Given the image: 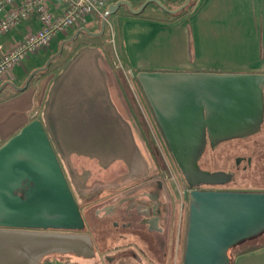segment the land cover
<instances>
[{"label": "crops", "instance_id": "crops-1", "mask_svg": "<svg viewBox=\"0 0 264 264\" xmlns=\"http://www.w3.org/2000/svg\"><path fill=\"white\" fill-rule=\"evenodd\" d=\"M119 1L129 2L136 10L147 0H110L108 7ZM160 1L171 11L182 5V0ZM188 8L170 13L150 2L135 14L121 4L112 16L126 68L264 74V0H193ZM55 9L59 11V6ZM40 26L35 16L23 19L0 37V43L10 49ZM82 28L98 35L80 31L46 69L35 71L45 66L62 41ZM100 31L101 19L93 16L84 25L57 34L49 48L22 59L0 76V145L30 120H40L68 183L74 190L85 189L83 197L78 193L80 199L92 203L94 196L124 189L97 207L96 214L103 205L114 204L155 178L124 94L110 76L101 40L104 30ZM238 139L243 138L231 140ZM95 178L104 184L97 182L89 190ZM143 206L141 212L134 200L127 199L106 214H117L125 221L126 213L133 212L134 225L131 229L122 226V239L131 236L132 248L151 264H168L174 249V203L169 208V231L163 234L153 228V217L145 212L150 205L145 202ZM136 211H140L137 221ZM158 227L165 224L160 221ZM231 259L232 264H264V244L239 249Z\"/></svg>", "mask_w": 264, "mask_h": 264}, {"label": "water", "instance_id": "water-1", "mask_svg": "<svg viewBox=\"0 0 264 264\" xmlns=\"http://www.w3.org/2000/svg\"><path fill=\"white\" fill-rule=\"evenodd\" d=\"M185 0L176 10L189 6ZM127 1L107 8L112 15ZM106 16L101 18L104 30ZM49 57L46 69L63 45ZM32 73L30 76H32ZM29 76V77H30ZM135 78L148 101L184 180L187 218L182 264H232L230 249L264 232V191H202L218 184L224 172L201 170L207 142L264 136V74L230 72L138 71ZM25 187H27L25 189ZM17 192L23 195L16 194ZM73 198L62 166L42 122L32 119L0 145V264H40L52 254L95 256L91 235Z\"/></svg>", "mask_w": 264, "mask_h": 264}, {"label": "rangeland", "instance_id": "rangeland-1", "mask_svg": "<svg viewBox=\"0 0 264 264\" xmlns=\"http://www.w3.org/2000/svg\"><path fill=\"white\" fill-rule=\"evenodd\" d=\"M183 1L184 0H182L181 4H183ZM191 2H193V0ZM188 7L182 9L181 11L184 12L188 10ZM91 17L93 16H88L87 20ZM115 27L116 26L113 25V16L108 15L106 17L104 32L101 36L103 39L101 40L106 46V53H108L110 76L114 83H116L117 87L120 88L121 92L124 94V98L128 104L131 118L134 123V130L138 133L142 141V153L144 151V158L151 166L150 172L152 176H155L160 180H165L167 179V177L165 178V175H167L173 185L174 196L172 199L174 200V206L172 215L174 239L172 238V248L174 247V249L172 250L173 255L168 264H182L187 218V198L184 199L182 197L185 187L183 186L182 180L175 168L166 142L156 138V124L151 116L149 106L142 89L135 78L136 72L133 71L131 75H128L125 72L127 68L121 57L122 51L118 43L117 31ZM255 142H257V144L262 143L264 147V136L262 133H258V135L253 137H248V139L243 141L235 140L226 143L223 146L224 148H229V146L234 147L235 152H237L242 147H249L251 150L254 149ZM221 153H223V151L220 152V154ZM253 156L255 157V153H253ZM259 173L248 174L246 178L242 179V181L238 183V190L264 191V177L256 178V175ZM76 174L79 173L76 172ZM80 175H83V172H81ZM91 180H93V182L88 185L89 190L97 182H101L97 178ZM141 187H139L136 192L134 189V191L128 194L125 193L122 197L116 199L112 205H103L104 207L100 214L94 213L97 207L112 199L117 193L123 191L124 189L107 191L100 194L98 197L94 196L95 198H91L93 199L92 203H87L85 199H77L79 204L82 206L81 208L84 214L83 216L86 224L84 231L88 232L92 237L95 247V256L91 259H84L72 254H52L53 256H45L41 260L40 264H151L149 260H144L143 257L138 254L134 248H132L133 245L131 236L130 238L125 236V238H128L122 239L123 228L121 227V223L126 222V220L124 221L123 218V220H120V217L117 214H113L109 217L106 214L112 206H116L117 203L121 204L127 199H129V201L134 200L135 207L136 195L141 191H148L153 196L161 194L160 189L153 182ZM77 192L81 197H83L85 189H76V193ZM89 201L90 200H88V202ZM122 207L124 206H121L117 210ZM159 213L162 214L161 222L164 225L166 222V216H169V213H166L165 209L161 212L159 211ZM126 214L129 219L133 216V212ZM115 223L118 224L116 225ZM176 235H178V239H176ZM242 245L243 243H240L237 246L241 247Z\"/></svg>", "mask_w": 264, "mask_h": 264}, {"label": "flooded vegetation", "instance_id": "flooded-vegetation-1", "mask_svg": "<svg viewBox=\"0 0 264 264\" xmlns=\"http://www.w3.org/2000/svg\"><path fill=\"white\" fill-rule=\"evenodd\" d=\"M148 106H149V111L151 113V116L153 117L155 124H156V135H157L156 138L166 142L165 134L163 133L159 124L157 123L156 117L149 103H148ZM256 135L258 134H254L248 137H253ZM248 137L243 138V139H238L237 141L239 140L243 141L245 139H248ZM232 141H235V140L222 141L213 147L209 144V142H207L206 147L197 162L199 168L201 170H204L210 173L224 172L227 174L228 178H222L218 184L216 183L201 184L200 186L196 187L197 190H202V191H225V190L236 191L237 190L239 191L237 188L238 183L242 181V179L246 178L248 174L260 172L259 174L256 175V178L264 177V147L262 143L257 144V142H255V145H254L255 147L252 150L249 147L248 148L242 147L240 150L235 152L234 147L229 146V148L228 147L224 148L223 146L226 143H229ZM222 151L223 153L220 154V152ZM253 153H255V157L253 156ZM172 159H173L175 168L178 171V174L182 180L183 186L185 187L183 194H182V197L185 199L187 198V194L192 190V188H190L188 184L186 183V181L184 180V177L181 174V171L178 168V165L176 161L174 160L173 156H172ZM166 177L168 179L167 175H165V178ZM153 179L154 180H152L151 182L156 184V186L160 189L161 194H156L153 196L152 194H149L146 191H142L139 194L137 193L135 206L136 208H140V211H141V209L145 208L143 204H145V202L148 203L150 206L146 208L145 212L147 211V213H150L152 215L153 223L155 222L154 223L155 225L153 226V228H155V230L163 234L169 231V225L167 222L168 216H166L165 227L163 228L158 227L160 224V221H162V214L159 213V211L161 212L163 209H165L166 213H169V208L171 206V203L174 201L172 199L174 196L173 185L169 179L160 180L156 177ZM68 185L72 192L74 200L79 206L82 218L85 222L82 208H81L82 206L79 204L77 200L81 197L79 196L78 192L76 193V190H74L70 186V183H68ZM26 188L27 187H25V189ZM16 194L23 195L22 193H19V192H17ZM140 211H136L135 213V217L137 218L136 221L140 217ZM134 219L135 218L133 217H131L130 219L127 217L126 223H121V227L127 224L126 227H129L128 229H131L132 226L134 225L132 222L134 221ZM167 242H168L167 239H162L161 243L167 244ZM53 255H50V256H53Z\"/></svg>", "mask_w": 264, "mask_h": 264}, {"label": "built area", "instance_id": "built-area-1", "mask_svg": "<svg viewBox=\"0 0 264 264\" xmlns=\"http://www.w3.org/2000/svg\"><path fill=\"white\" fill-rule=\"evenodd\" d=\"M110 0H0V37L21 20L35 16L40 28L6 49L0 43V76L8 73L22 59L49 48L54 37L86 23L88 16L107 17ZM55 6H59L55 9ZM131 75L132 70L126 69Z\"/></svg>", "mask_w": 264, "mask_h": 264}, {"label": "trees", "instance_id": "trees-1", "mask_svg": "<svg viewBox=\"0 0 264 264\" xmlns=\"http://www.w3.org/2000/svg\"><path fill=\"white\" fill-rule=\"evenodd\" d=\"M247 241V240H246ZM242 243H244V242H242ZM263 245L264 244V232L261 234V235H259V236H256V237H253V238H251V239H249L248 241H247V244L245 245H242L241 247H238L237 245L236 246H233L231 249H230V254L232 255L234 252H236L237 250H239V249H244V248H246V246L247 247H250V246H252V245H255V246H258V245Z\"/></svg>", "mask_w": 264, "mask_h": 264}]
</instances>
